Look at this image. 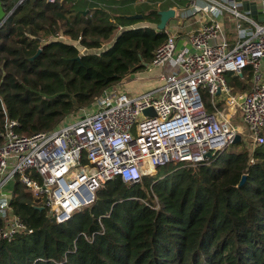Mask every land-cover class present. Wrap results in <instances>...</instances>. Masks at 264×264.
<instances>
[{"label": "trees", "instance_id": "1", "mask_svg": "<svg viewBox=\"0 0 264 264\" xmlns=\"http://www.w3.org/2000/svg\"><path fill=\"white\" fill-rule=\"evenodd\" d=\"M59 1L1 0L0 142L6 117L19 134L51 130L145 69L166 39L158 12ZM138 21L153 25L132 27ZM241 73L247 82L226 74L236 90L252 78L249 66ZM10 204L32 232L0 239V264H264V143L169 163L136 183L116 176L62 223L18 180Z\"/></svg>", "mask_w": 264, "mask_h": 264}, {"label": "built area", "instance_id": "2", "mask_svg": "<svg viewBox=\"0 0 264 264\" xmlns=\"http://www.w3.org/2000/svg\"><path fill=\"white\" fill-rule=\"evenodd\" d=\"M203 1L184 14L204 11L206 17L186 34L182 47L177 35L164 29L166 39L145 68L156 72L151 88L136 93L113 84L53 129L30 135L17 133L18 122L5 118L0 142V239L32 232L13 211L12 193L3 190L11 179L21 182L47 215L62 223L90 205L96 190L116 176L136 183L169 163H204L208 152L214 156L222 151L236 134L240 141L246 137L250 152L264 143V21L248 17L236 0ZM258 3L264 14V0ZM226 11L233 15L236 28L233 43L221 21ZM248 66L251 86L236 91L226 74L239 75ZM204 93L211 109L206 108ZM148 107L155 115L143 112ZM238 115L242 124L234 122ZM253 161L250 157L249 163Z\"/></svg>", "mask_w": 264, "mask_h": 264}, {"label": "rangeland", "instance_id": "3", "mask_svg": "<svg viewBox=\"0 0 264 264\" xmlns=\"http://www.w3.org/2000/svg\"><path fill=\"white\" fill-rule=\"evenodd\" d=\"M64 2L66 0H60L59 2ZM88 3L91 4H97L98 6L104 7L107 10L109 9V5L110 8H114L116 9L119 13H122V11L124 12H128V13H132V12H141L145 13V14H150L152 12H157L158 10H160V8L166 6L167 4H172V5H176L177 7H179L178 9L180 10L182 8V5L184 3V0H145L144 2H140L138 0H85ZM124 4H123V3ZM127 3V4H126ZM123 4V6H122ZM240 11H242V8H239ZM142 13H138V14H142ZM178 13V11H177ZM151 23H149L148 21H138L136 23H134V26H144V25H149ZM153 25V24H151ZM120 29V28H118ZM61 37L62 40L68 39L66 36L62 35L61 32L58 34ZM72 42V41H71ZM81 51H85L86 49L79 47ZM145 69L140 70L136 73L135 77L138 78L136 81L131 80L130 76H126L124 77L120 82L116 83L118 84L119 88H122L126 91L129 92H136L138 93L139 91H145L149 88H151L152 86H154L152 84L151 81L146 80L143 78V75H149L147 72H144ZM148 81L150 83L149 87H144L143 84ZM238 90V89H237ZM218 104V106H223L222 102L217 101L216 102ZM225 106V105H224ZM235 123H239L242 124L240 117L238 115V118H236V120H234ZM246 137L242 136V139L240 142H238L237 144H232V145H228L226 147L227 150H231V151H240V150H244V149H248L249 145L245 140ZM160 168V167H159ZM163 168L160 169L161 172H163L162 170ZM158 170V169H156ZM157 172V171H156ZM157 174V173H156ZM17 180L16 179H11L4 187L3 190L9 193H12L14 186H15V182Z\"/></svg>", "mask_w": 264, "mask_h": 264}, {"label": "crops", "instance_id": "4", "mask_svg": "<svg viewBox=\"0 0 264 264\" xmlns=\"http://www.w3.org/2000/svg\"><path fill=\"white\" fill-rule=\"evenodd\" d=\"M238 2L240 3V8H242V12H244L250 18H252V17L250 16L248 10H244L243 9L242 2H254V3H256L257 8L259 6L258 5L259 4L258 0H241V1H238ZM200 4L201 5L204 4V1L203 0H184V3H183L182 8L180 10L178 9L179 7H177L176 5H172V4H167L168 7L160 8V10L167 9V8H173L175 10L174 17L170 18L167 21V24H166L165 28H166V30L168 32H171V33H174V34L177 35L178 47H182L185 44L186 34H188L191 31L196 30L200 26V24L202 22H204V19L206 17L204 11H198L194 15H191L189 17H184V14L188 10H190L194 5H198L199 6ZM177 11H178V13H177ZM253 20H255L256 22H259V23H262L264 21V19H263V21H258L256 19H253ZM221 21H222V25H223V28H224V33H225V36H226L227 40L229 42H232L235 39V36H236V28L234 26L233 15L230 12L226 11V12L223 13ZM245 25H247V23H245ZM137 26L132 25V27H137ZM232 43H230V44H232ZM262 70H263V73H264V60H263V63H262ZM144 72H147L149 75L147 76V75L144 74L143 78L146 79V80H149L151 82H154V80H155L154 77L156 76V72L155 71L148 72L147 70H144ZM136 73H134L133 75L135 76ZM231 75L232 76H239L241 80H245V76H243L242 73L239 74V75H234V74L231 73ZM251 79L252 78L249 79L250 81L247 84L248 86L244 90H247L251 86ZM247 81L248 80H245V82H247ZM148 84H149V82L146 81L143 84V86L147 87ZM232 87L235 89L234 86H232ZM238 90H241V89H238ZM204 100H205V103L206 102L209 103V100H208L207 95L205 93H204ZM209 105H210V103H209ZM210 109H211V106H210Z\"/></svg>", "mask_w": 264, "mask_h": 264}, {"label": "water", "instance_id": "5", "mask_svg": "<svg viewBox=\"0 0 264 264\" xmlns=\"http://www.w3.org/2000/svg\"><path fill=\"white\" fill-rule=\"evenodd\" d=\"M236 1H241V0H236ZM242 7L244 10H248L250 16L253 19H256L258 21H263L264 19V14L258 10L256 3L254 2H242ZM85 12V11H84ZM160 18H159V23L157 24V29L159 30H164L165 26L167 24V21L174 17L175 15V10L173 8H167V9H163V10H158L157 11ZM11 13V12H10ZM9 14H6L2 8L1 5V0H0V26L4 23V21L7 19ZM128 18H140L141 14H132V15H127ZM147 64H145L146 66ZM144 113L147 114H151V115H155V111L152 107H148L145 108L143 110ZM240 142V135L236 134L234 139L232 140V143H238ZM208 157H212V154L210 152L207 153ZM245 180V175L242 176L239 185H241L243 183V181ZM40 209H43L42 206L39 207Z\"/></svg>", "mask_w": 264, "mask_h": 264}, {"label": "bare ground", "instance_id": "6", "mask_svg": "<svg viewBox=\"0 0 264 264\" xmlns=\"http://www.w3.org/2000/svg\"><path fill=\"white\" fill-rule=\"evenodd\" d=\"M224 113H226L227 115L230 114V112H228V111H226V112H224ZM152 173H154V171H151V172H150V174H152Z\"/></svg>", "mask_w": 264, "mask_h": 264}]
</instances>
